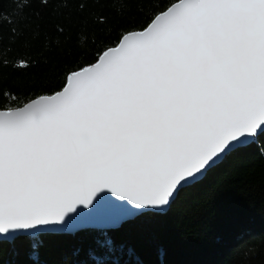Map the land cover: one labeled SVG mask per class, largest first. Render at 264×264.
Segmentation results:
<instances>
[{"label":"snow or ice","instance_id":"6c2138e0","mask_svg":"<svg viewBox=\"0 0 264 264\" xmlns=\"http://www.w3.org/2000/svg\"><path fill=\"white\" fill-rule=\"evenodd\" d=\"M99 53L60 91L0 107V245L112 196L162 210L264 137V0H176Z\"/></svg>","mask_w":264,"mask_h":264},{"label":"trees","instance_id":"16d2710c","mask_svg":"<svg viewBox=\"0 0 264 264\" xmlns=\"http://www.w3.org/2000/svg\"><path fill=\"white\" fill-rule=\"evenodd\" d=\"M174 2L0 0V107L60 91L99 50ZM104 232L111 251L96 243ZM93 252L107 264H264V137L227 154L166 213L147 212L117 229L4 241L0 264H96Z\"/></svg>","mask_w":264,"mask_h":264},{"label":"water","instance_id":"95a60500","mask_svg":"<svg viewBox=\"0 0 264 264\" xmlns=\"http://www.w3.org/2000/svg\"><path fill=\"white\" fill-rule=\"evenodd\" d=\"M72 73L69 74L67 80L70 79ZM46 96H50V95H43V96L37 97L35 99H38L41 97H46ZM35 99H33V100H35ZM33 100H30L27 103H29ZM251 143L252 142H245L242 146H238V147L234 148L233 150H230L219 161H217V163L213 167L220 164L224 160V158L226 157L227 154L235 151L236 149L248 146ZM206 174L202 177H199L196 181L192 182L191 184L186 185L181 191H183L184 189H187L190 186H192L193 184L201 181L206 176ZM179 193L176 195V197L172 201V203L169 206H167L166 208H164L162 210L147 211V212L166 213L170 209L171 205L178 198ZM147 212L139 213V212H137V210L134 207L125 206L121 203L119 198L112 196V197L106 198L104 201L100 202L95 209H93L91 211L85 210L79 216L74 217L73 220H71L69 222V224L65 225L64 227L43 228V229H40V230L34 231V232L19 233V234H17V236L6 237L4 241L12 242L18 237L37 236V235L53 234V233L54 234L55 233L56 234H58V233L75 234V233H77L81 230H85V229H100V230L117 229L123 223H125L129 220H132L135 217L142 215L144 213H147ZM120 217H131V219L124 221L119 227H110V225H112Z\"/></svg>","mask_w":264,"mask_h":264}]
</instances>
